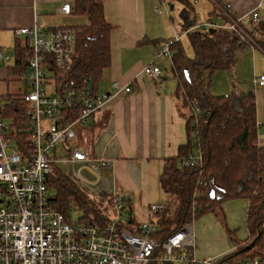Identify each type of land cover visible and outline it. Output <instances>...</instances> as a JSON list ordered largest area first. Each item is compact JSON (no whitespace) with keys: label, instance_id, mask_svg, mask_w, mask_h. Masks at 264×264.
I'll return each mask as SVG.
<instances>
[{"label":"built area","instance_id":"obj_1","mask_svg":"<svg viewBox=\"0 0 264 264\" xmlns=\"http://www.w3.org/2000/svg\"><path fill=\"white\" fill-rule=\"evenodd\" d=\"M59 11L70 14L71 4L64 3ZM261 21L259 11L255 10L232 24L207 22L199 27L234 29L244 40L247 38L256 44L253 40L256 31L244 33L241 26H253ZM190 30L187 28L184 33ZM17 33L24 37L28 51L23 77L28 85L24 100L29 107L31 125L28 126V148H20L14 137V127L2 116L0 109V264H149L152 261L264 264L261 255L239 263L198 258L193 223H186L161 238L156 216L166 212L169 206L149 204L147 211H137L133 197L113 190L88 151L75 142V127L87 124L111 95L97 93L90 85L61 86L53 75L55 71L61 74L69 70L74 57L76 29L46 30L35 24L18 29ZM180 38L175 36L164 42L158 55L172 58L171 44ZM0 59L7 61L9 56L0 53ZM143 74L155 79L161 75V69L153 61L144 66ZM254 81L264 87V72ZM112 87L115 94L133 90L131 85L122 86L117 81ZM3 105L0 104V108ZM8 148L12 149L10 154ZM59 154L64 155L58 157ZM180 161L182 165L198 166L202 157L190 155ZM57 163L70 166L71 170L62 169L93 198L103 194L111 196L106 203L107 223L69 221L52 205L49 179ZM76 164H79L77 168ZM101 164L109 165V162L102 160ZM84 169L96 179L91 181L83 177Z\"/></svg>","mask_w":264,"mask_h":264},{"label":"trees","instance_id":"obj_2","mask_svg":"<svg viewBox=\"0 0 264 264\" xmlns=\"http://www.w3.org/2000/svg\"><path fill=\"white\" fill-rule=\"evenodd\" d=\"M168 1L173 5L180 2L189 11L193 9L191 0ZM77 10L84 12L89 22L72 26L77 31L73 62L67 72L59 74L55 71L53 75L61 86L90 85L99 93V83L111 65L113 26L104 17L103 0H81L77 2ZM213 17L218 18V12L213 13ZM252 27L256 31L253 46L264 53V20ZM187 28L191 30L184 34H189L195 54L191 57L187 53L180 38L171 44V62L172 74L177 79L176 96L180 106L190 110L188 136L187 142L178 146L177 153L165 159L159 178L170 206L156 216L160 237H167L209 212L224 219L225 202L243 198L248 202V236L238 240L230 230L236 249L219 258L221 262L239 263L248 257L264 256V145L258 141L263 126L258 122L254 91L216 95L211 91V81L216 71L234 66L236 51L249 41L234 29L203 28L190 20L183 23V30ZM168 40L159 41V45ZM23 46L24 43H17L18 52L25 48ZM20 60L18 56L17 66ZM17 71H21L20 67ZM26 90L7 94L0 108L2 116L14 127L15 140L23 149L28 148V126L31 125L29 107L24 100ZM196 149L200 151L202 163L182 165L180 160L194 155ZM49 188L52 205L69 221H74L72 212L75 210L82 213L78 222L103 225L109 221L106 203L111 196L103 194L93 198L59 165L52 169ZM149 264L175 263L152 261Z\"/></svg>","mask_w":264,"mask_h":264},{"label":"crops","instance_id":"obj_3","mask_svg":"<svg viewBox=\"0 0 264 264\" xmlns=\"http://www.w3.org/2000/svg\"><path fill=\"white\" fill-rule=\"evenodd\" d=\"M79 1L81 0H0V47L14 49L16 54L14 64L7 67L1 66L6 61L0 59V96L3 99L11 93L7 89L14 82L22 84L20 92L28 87L23 77L28 51L25 45L20 52L16 49L18 42H24V37L17 30L35 24L46 30H53L88 23L87 15L77 10ZM157 1L103 0L104 17L113 26L111 65L104 72L98 89L99 93L111 95L87 123L85 142L75 139L76 143L88 151L91 159L96 163L99 160V169L103 167L110 172L111 181L103 175L111 188L129 194L133 199H139L141 206H148L150 200L161 202L159 200L164 195L160 192L162 188L159 178L165 159L175 155L178 146L187 142V120L190 116V110L180 106L176 96L177 79L172 74L175 80L171 81L167 76V67H163L159 63L160 59H157L159 41L181 36L182 42L185 37L183 24L176 26L168 13V5L161 7ZM67 2L72 7L70 14L59 11L61 5ZM192 8L190 11L194 13V19H186L196 26L207 22L228 24L230 21L245 19L255 10L259 11L264 20V0H194ZM215 12H218V18H212ZM197 14L201 17L199 21ZM248 45L250 44L240 49L246 51ZM251 46L253 58L258 65L254 63L255 79L264 72V53ZM18 56L21 63L17 66ZM153 61L161 69V75L155 79L143 74L144 66ZM17 67H20V72ZM231 69L234 70L235 67ZM114 81L122 86L131 85L133 90L115 94L112 87ZM253 91L257 97L258 122L264 126V87L254 83ZM258 141L264 145L262 127ZM102 160L108 161L109 165L101 164ZM157 177L161 189L154 194L152 181ZM244 200L247 220L248 202ZM225 212L224 209V218ZM229 219L233 222L232 218ZM235 249L232 243L231 248L225 247L223 252L207 258H220Z\"/></svg>","mask_w":264,"mask_h":264},{"label":"rangeland","instance_id":"obj_4","mask_svg":"<svg viewBox=\"0 0 264 264\" xmlns=\"http://www.w3.org/2000/svg\"><path fill=\"white\" fill-rule=\"evenodd\" d=\"M192 4L194 0H191ZM158 5L163 7L165 5L167 6L168 13L173 17L176 26L179 24H183L184 21H186L187 17L194 19V13L189 11L184 7V4L180 2H176L174 5V8L170 7V3L173 4L171 1H164V0H158ZM156 3V4H157ZM197 20H201V17L197 14L196 15ZM229 23H233V21H230ZM241 28L243 29L244 33H249V30L254 29L252 26H249L248 24L242 25ZM185 37L182 39V44L184 48L186 49L187 53L192 57L194 56V50L191 47L190 44V36L189 34H185ZM243 35L241 34V37ZM246 38V37H245ZM248 41V39H245ZM248 45L246 47V51L244 49H238L236 51V59L234 62L235 69H224V70H218L214 73L212 76L211 81V91L216 95H222V94H230L235 91L239 92H249L254 90V63L257 65V62L253 58L252 49L254 43L252 41L248 42ZM259 50V49H258ZM0 53L3 55H8L9 59L1 63V66H9L13 65L15 62V51L14 49L6 48V47H0ZM157 59H160L159 63L164 67H167V76L169 79L175 80L171 73V59L167 58L165 56H158ZM165 63V65L163 64ZM165 71V68H163ZM104 79V78H103ZM11 93H19L22 90V84L20 82H14L12 85L7 89ZM4 100L2 96H0V104H4ZM89 124V123H88ZM88 124L85 125V127H82L81 125H77L75 127L76 132L78 133V136L76 140H80L82 142H85V135H86V128H88ZM12 152L11 148L7 149V153L10 154ZM194 155L198 157L200 155V151L196 149L194 151ZM60 155L64 154H59ZM98 165L100 166L99 160H97ZM61 168L64 170H71V167L68 165H65L63 163H57ZM79 166V164H76V168ZM105 168L101 167L100 172L104 174L106 177H108L109 181H111V175L108 170H104ZM83 177H85L88 180H95L96 177L91 174L88 170L84 169L82 171ZM152 188L153 193H159L158 189H161L158 182V177L155 178V180L152 181ZM160 192L164 195L163 198L158 202L154 200H150V204L155 205H167L168 204V196L167 194H164L162 190ZM139 200V199H138ZM137 199H133V202L135 204V209L139 211L140 213H143L147 211V206H141L142 203H140ZM140 205V206H139ZM245 205L246 202L244 199L236 198L232 200H228L224 204L225 209V218H221L216 216L214 213H206L198 218H195L193 220V227H194V239H195V245H196V253L198 254V258H207L208 256H216L220 252H223L225 247L227 249L231 248V240L229 237V231H235V236L238 240H243L248 236L247 231V224H246V215H245ZM170 208V206H169ZM82 217V213L80 210H75L72 212V219L74 221H78V219ZM229 218H232L233 222L230 221ZM228 222V224H227ZM205 255V256H204ZM207 255V256H206Z\"/></svg>","mask_w":264,"mask_h":264},{"label":"water","instance_id":"obj_5","mask_svg":"<svg viewBox=\"0 0 264 264\" xmlns=\"http://www.w3.org/2000/svg\"><path fill=\"white\" fill-rule=\"evenodd\" d=\"M171 8H173V4H171Z\"/></svg>","mask_w":264,"mask_h":264}]
</instances>
